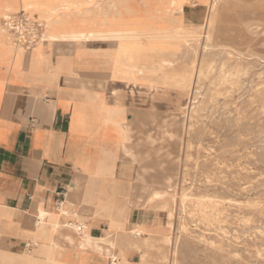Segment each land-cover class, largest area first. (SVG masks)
I'll use <instances>...</instances> for the list:
<instances>
[{"label": "rangeland", "instance_id": "obj_1", "mask_svg": "<svg viewBox=\"0 0 264 264\" xmlns=\"http://www.w3.org/2000/svg\"><path fill=\"white\" fill-rule=\"evenodd\" d=\"M117 1L122 8L107 11ZM208 4L175 1L185 35L170 42L174 65L165 70L188 73L189 87L164 86L151 109L148 82L127 81V108L144 111L127 119L128 147L138 158L129 178L150 181L165 204L170 246L161 264H264V0H211L212 10ZM89 5L111 21L138 22L136 34L171 18L170 0H93L81 8ZM20 7L9 10L38 39L43 20Z\"/></svg>", "mask_w": 264, "mask_h": 264}, {"label": "crops", "instance_id": "obj_2", "mask_svg": "<svg viewBox=\"0 0 264 264\" xmlns=\"http://www.w3.org/2000/svg\"><path fill=\"white\" fill-rule=\"evenodd\" d=\"M69 20L78 25L85 20L100 22L94 14ZM101 46L113 48L112 43ZM99 48V43H91L75 53L65 49L62 57L46 42L37 53L18 58L0 40V210L5 215L0 216L1 252L32 254L40 243L33 242L31 220L43 213L45 218L55 215L60 223L58 233L44 243L58 247L51 261L110 264L93 245L82 246L81 234L73 227L82 224L95 241L104 233L108 237L109 225L99 218V209H127V199L132 202L126 211L127 232L130 224L165 226L161 195L151 190L150 181L129 178L134 161L122 154L123 146L129 148L127 119L142 117L144 111L127 108V79L109 77L113 63L102 60ZM105 118L124 119L127 131L105 123ZM126 253L130 262L139 261L137 252Z\"/></svg>", "mask_w": 264, "mask_h": 264}, {"label": "bare ground", "instance_id": "obj_3", "mask_svg": "<svg viewBox=\"0 0 264 264\" xmlns=\"http://www.w3.org/2000/svg\"><path fill=\"white\" fill-rule=\"evenodd\" d=\"M175 1L176 0H170L171 9H170L169 14H170L171 18H168L169 19L168 23H164V24L158 23L161 26H163V28L152 29L150 27L149 28L147 27V28L143 29L141 34H138V33L136 34V30H134V26L136 24L138 25V22H135L134 20H127V22H125V21L124 22L123 21H111V19H109L107 16L109 14H105V13L102 14L100 12L99 8L93 7L94 5H89V6H86L84 8H81V6H85L87 4L92 3L93 0H0V40L3 41L5 44H8V46L14 52L15 56H17L18 58L21 57L23 54H26V52H29V51H31L32 53H37V51L39 49H43L45 47L46 42H51L52 45H55L56 54L59 56H62V57H63V54L65 52L64 51L65 49L67 52L74 50V53H75L79 49V46L90 45L91 43H99L100 44V48L98 49L99 56L102 58V60L109 61V62L113 63L114 69L111 71V75L109 77L118 78V79H127V81L135 80V82H140L141 80L147 81L148 82L147 88H148V91H150L149 94L151 95V100H149V102H150L149 107L151 109H153L154 108V105H153L154 101L162 100L164 98V94H163L164 91L162 89L164 86L179 87L181 84V85H184V87H189V84H190L191 78H190V75H188V73H183V74H175L174 73L173 74V73H171L172 71L165 70L166 68H171L174 65L173 53L169 50V48L172 47L170 42L183 39L184 35H185V28H184L182 20H177V18H175V14L179 15V17L182 16V13H181L182 6L176 7ZM204 1H206V0H204ZM11 3L21 4L20 8H21L22 12L27 11L29 9H33L39 15V18L43 20L42 22H40V23H42L40 25L42 28V34L40 36H37L38 39L35 38V34L33 32L34 30L33 29L27 30L25 24H23V28H24L25 32H27L30 37L35 38V43L28 48H24L19 43H16L13 40V35L11 34V32H8V29L13 26L12 22L14 20V16H13L14 14L12 13L11 10H9V6ZM208 3H209L208 4L209 9L212 10L213 5L211 4V0H208ZM123 5H124V1H120L116 4L115 3L108 4L106 8H108L107 11H112V10L118 11L120 8H122ZM93 14L96 15L98 17V19H100V22L98 25L96 24V22H94V23H92L90 21L86 22L87 20L82 21V23L80 25H78L75 22H71L69 20L71 17H76L79 15L86 17V16L93 15ZM212 23H213L212 16H208V18L206 20V24L209 27L212 25ZM156 24L157 23H155L153 25H156ZM5 26L7 27V32L5 31ZM30 31L32 32V34L30 33ZM216 42H217V39H216ZM101 43H112L113 48L112 49H108V48H104V47L102 48ZM63 47H65V48H63ZM251 50H252V48H251ZM247 51H248V49H247ZM177 52H179V51H177ZM185 52H187V50ZM187 53H189V52H187ZM202 53H204V52H202ZM217 55H219V54H217ZM34 61L35 60H33V62ZM235 67L236 66H234V68ZM53 77H55V76H53ZM102 82H104V81H102ZM83 87H85V86H83ZM124 88H125V86H124ZM99 89H100V87H99ZM116 93H118V92H116ZM116 93L113 92V94L117 95ZM194 93H196V92H194ZM182 95H184V94H182ZM142 104H143V102H142ZM105 107H107V106H105ZM168 108H170V107H168ZM78 120H80V118H78ZM123 120L124 119H119V118H113V119H111V118L106 119L105 118V119H103V121L105 123L106 122L112 123L119 131L126 132L127 130L123 129V127L125 125L121 123V121H123ZM125 136L126 135L123 134V136H122L123 140H125V138H124ZM128 136L129 135L127 132V141H128ZM250 145H252V144H250ZM122 154H123V156H127V154L130 155L129 157L133 161H135L137 158L136 154L133 153L130 150V148H127V150H126L124 148V146L122 148ZM257 154H259V153H257ZM108 163H110V162H108ZM93 168H95V167H93ZM238 197H241V196H238ZM157 198L158 197H156V198L153 197L152 199H153V201L157 202L158 201ZM233 201H235V200H233ZM158 203L161 206V204H160L161 202L158 201ZM131 204H132V202L129 199H127V209H99L98 216H99V218H103L104 220H106L108 222L109 234L107 237V233H104L103 237L98 241L92 240L88 237L87 228L84 227L82 224L74 226L73 227L74 232L76 234L77 233L81 234L80 235L81 245L82 246L85 244L93 245L94 248L99 249L102 253H104L105 256H107L110 264H158V263L161 264L162 262L165 263L168 259L166 249L170 246V242L167 238L168 228L164 226L163 229H160V226L159 227L155 226V228H153L155 230H153L152 228H146L147 225L145 224V222H143L141 225L130 224L131 229L127 232V230L125 229V223H126L127 217H128L126 211H128ZM106 205H107V203H106ZM164 206H165V204H164ZM234 207H235V205H234ZM96 209H97V207H96ZM1 211L2 210H0V216L1 217L5 216L4 214H2ZM59 212H62L63 214H61V215H64V209H61ZM94 213H96V212H94ZM46 215H48V214H46ZM257 216H259V215H257ZM137 220H138V218H137ZM31 221H32L33 227L30 229H31V232L35 235L33 242H35V243L39 242L40 243L36 247L35 251L32 254H25V255H21V256H12L10 254H7V253L0 251V264H57L56 262L51 261L50 257H51L52 251L56 252L58 247L56 245L47 246L44 243L47 241H50L51 240L50 238H52V236L55 233H58V228H60L59 220L56 219L55 215H50L48 218H45V214L41 213L37 218H34ZM246 222H248V221H246ZM128 227H129V225H128ZM202 229H204V228L202 227ZM250 233H252V232H250ZM157 234H160V236L159 237L154 236ZM232 236H234V235H232ZM159 238L161 240H164L163 243H159V241H160ZM206 239H208V238H206ZM199 244H201V243H199ZM131 250L137 252V254H138V257H139L138 260L139 261L137 263H132L127 258L126 252L131 251ZM231 251H233V250H231ZM172 256L174 257V252L172 253ZM172 264H175L174 259L172 261Z\"/></svg>", "mask_w": 264, "mask_h": 264}, {"label": "built area", "instance_id": "obj_4", "mask_svg": "<svg viewBox=\"0 0 264 264\" xmlns=\"http://www.w3.org/2000/svg\"><path fill=\"white\" fill-rule=\"evenodd\" d=\"M25 19L17 14L15 16V19L12 22V27L8 29V32H11L13 34V40L16 43H19L22 47L28 48L32 46L35 43V38L30 37L29 35L26 34L23 24L25 23ZM5 31L7 32V27L5 26ZM22 33V34H21Z\"/></svg>", "mask_w": 264, "mask_h": 264}]
</instances>
